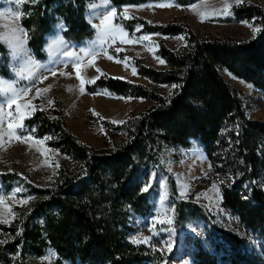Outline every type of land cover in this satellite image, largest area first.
<instances>
[{
    "label": "trees",
    "instance_id": "trees-1",
    "mask_svg": "<svg viewBox=\"0 0 264 264\" xmlns=\"http://www.w3.org/2000/svg\"><path fill=\"white\" fill-rule=\"evenodd\" d=\"M95 0H39L27 8L22 24L28 32L29 48L39 61L46 60V37L59 21L70 43L92 40L95 29L86 19L88 4ZM202 0H109L112 6H140L169 2L179 7ZM227 23H252L262 30L250 39L201 37L176 23L151 24L138 17L117 22L132 36H183L184 45L171 50L159 48L167 68L158 70L136 62L138 73L152 84L167 88L153 90L143 84L103 76L86 87L89 93L107 90L116 96L142 99L146 110L114 127L122 141L111 149L95 151L69 132L59 117L37 112L25 126L36 138H50L48 145L67 156L72 168L58 171L55 186L27 185L34 202L22 217L0 234V264H35L33 259L54 251L51 264H173L159 251L136 245L130 236L137 232L134 216L153 214L159 185L142 188L154 177H169L166 152L190 147L203 148L213 172L220 177L222 204L238 216L244 227L261 241L260 251L233 233L217 230L215 254L198 250L188 255L193 264H264V122L249 119L241 95L222 76L227 71L264 91V8L242 3L232 8ZM7 49L0 43L1 74L6 71ZM177 87L173 88L172 86ZM0 194L13 189L11 174L0 177ZM172 196L178 194L170 181ZM194 221L212 224V217L197 203H175L173 227L183 232ZM20 233L17 235V233Z\"/></svg>",
    "mask_w": 264,
    "mask_h": 264
},
{
    "label": "rangeland",
    "instance_id": "rangeland-1",
    "mask_svg": "<svg viewBox=\"0 0 264 264\" xmlns=\"http://www.w3.org/2000/svg\"><path fill=\"white\" fill-rule=\"evenodd\" d=\"M38 1L35 0V3L25 2L18 6L15 0H0V43L8 51L5 68L9 75L5 77L0 72V78L6 81H15L20 89L31 87L32 82L27 79L17 80L14 67L22 66L23 61L13 60L9 55L8 47L3 41L10 38L11 31L15 26H22L25 29L22 20L30 15L27 8L31 7V10H33ZM224 2L225 0H202L187 7H179L170 3L171 7L164 8L157 5L169 2H158L117 8L112 6L109 0H107V6H105V0H95L88 4L85 15L89 24L96 31L94 38L80 44L68 42L63 36L66 26L61 20L55 26L53 33L45 39V52L47 55L45 61L37 60L30 50L27 32L26 48L30 56L41 66L36 74L48 76L42 83L37 81L35 88L43 89L47 87L50 89L47 93H43L42 97H37L35 88H33L28 96L24 98L23 102L31 100L32 105H35L37 109L29 118L37 112H44L51 118L59 117L64 127L74 134L81 143L91 149L98 151L115 147L122 141L124 136L121 132L116 131L114 127L127 122L146 110L149 103L142 99L116 96L107 90L89 93L86 91V87L99 78L107 76L143 84L159 92H166L167 88L152 84L142 77L138 73L136 62L139 61L145 66L164 70L167 65L158 54L160 46L165 45L171 50H177L185 43L183 36L168 37L160 35H149L150 40L141 42L140 37L130 35L117 22L123 18L138 17L151 24L176 23L185 25L201 37H218L222 39H250L255 37L257 33H253L252 27L256 26L252 23L225 22L230 15L225 16L220 11ZM227 3L231 5L230 13L234 6L242 3H252L264 8V0H240L239 3H237V0H227ZM193 8L196 9L195 12L192 10ZM113 9L117 13L113 23L127 34L125 39H132L136 42L122 43L118 39L111 46L105 45L106 52H100L95 46L97 25H99L103 15ZM197 12L204 15L203 22H201ZM14 13H22V15L17 18L11 15ZM58 41H63V43H57ZM53 45L56 46L53 47ZM85 48L97 51L94 63L91 65L88 63L90 58L82 55V49ZM116 49H120V51L117 52ZM67 53H75L80 57L81 77L85 83L81 84L80 80L76 78V73L72 68L75 61L69 58ZM108 56H112L113 59L109 60ZM117 60L121 62L117 63ZM161 60L164 63H160ZM1 68L2 66H0ZM48 69L55 70L56 75H51ZM133 69L135 74H133ZM61 73L65 74L61 75ZM222 76L241 95L247 117L264 122V91L236 78L227 71H222ZM90 80L93 82L89 83ZM81 87L84 89L83 93L80 91ZM48 100L53 101V104L49 105ZM2 102L3 97H0V103ZM40 107L45 110L40 111ZM14 110L15 105H13L11 111L14 112ZM5 111L9 110L5 108ZM27 119H25L24 125ZM3 127L4 129L7 128L6 121ZM22 134L35 137L26 126ZM35 139L43 140L44 143L34 144L32 141L21 143L13 139L0 148V177L11 174L15 178L13 189L9 192L3 190L0 196L10 197L17 187L23 189L13 199L5 200V206L12 209L14 216H8V222L0 223V225L9 226L15 223L17 219L22 217V213L29 210L35 196L29 194L26 188L27 185L38 188H52L55 186L58 171L61 168L73 167L70 158L48 145L49 139L36 137ZM164 159L169 177L151 178V185H159V196L153 201L152 215L133 217V224L138 227V230L130 236L131 242L134 240L142 241L147 238L146 243H133L159 251L165 259L173 251H177L173 257V264H193L188 255L195 253L199 245L211 254H215L214 237L217 230H224L238 235L247 241L250 249L256 248L257 251H260V239L244 227L238 216L223 206L222 199L218 198L213 191V185H216L220 196H222L220 188L222 180L213 172L211 164L198 142L193 141L191 146L187 148H172L166 152ZM57 164L59 167H56ZM172 180L178 190L175 199L172 196L170 185ZM165 191V202L162 205L160 197L165 194ZM182 192H184V195H181ZM24 200H27V203H21ZM182 201L197 203L204 207L212 217V224L194 221L183 232H176L173 227L175 203ZM2 212L3 207H0V213ZM158 218L171 219L172 223L170 225L157 223ZM7 240L8 237L1 233L0 241L5 243ZM56 258L55 252L51 250L46 257L33 259L32 262L42 264V261H48L51 264Z\"/></svg>",
    "mask_w": 264,
    "mask_h": 264
},
{
    "label": "snow or ice",
    "instance_id": "snow-or-ice-1",
    "mask_svg": "<svg viewBox=\"0 0 264 264\" xmlns=\"http://www.w3.org/2000/svg\"><path fill=\"white\" fill-rule=\"evenodd\" d=\"M17 5H22L25 2H31L35 3V0H15ZM240 0H237V3H239ZM105 6H107V0H105ZM158 7L164 8V7H171L172 5L170 3H161L157 5ZM231 5L227 3V0L223 3V8L221 13L225 16L230 15V9ZM194 12L196 11L195 8L192 9ZM17 18L22 15V13H14L11 14ZM117 13L116 11L110 10L107 13L103 15V17L100 19L99 25H97V40L95 42L96 48L99 49L100 52H106L105 45L111 46V44L116 43V41L119 39L122 43H133L136 42L132 39H125L126 33L123 32L121 28L116 26L113 23L114 17H116ZM197 15H199L201 22L204 21L205 17L203 14L197 12ZM62 27V26H61ZM262 29L257 27H252L253 33H258ZM151 37L149 36H142L139 38V40L142 41H148ZM5 45L9 49V55L12 57L15 61H23L22 66L20 67H14V71L16 73L17 80L19 79H27L32 82V86L24 89H20L17 87L15 81H6L3 78H0V97H3V102L0 103V148L4 146L5 143H10L13 139L21 142V143H28L29 141H32L34 144H43V140H37L35 137L28 135H23V129L25 127L24 121L25 119L29 118L30 115L33 114V112L36 109L35 105H32L31 100H28L27 102H23L24 98L28 96V93L35 88V83L38 81L40 83L43 82V80L47 79V75H37V71L41 67L38 62L35 61L34 58H32L29 54L28 49L26 48L27 44V31L23 29L22 26H15L12 31L10 38L3 41ZM57 43H63V41H58ZM56 45H53L55 47ZM116 51H120V49H116ZM68 57L73 59L75 62L72 64V68L74 69L76 73V78L80 80L81 84L85 83L84 79L81 77V63H80V57L77 56L75 53H67ZM82 55L84 57L90 58L88 63L91 65L94 63L95 56L97 55V51L89 48L82 49ZM109 60H112V56L107 57ZM117 63H120V60L116 61ZM160 63H164V61H160ZM48 71L51 73V75L55 76L56 71L53 69H48ZM99 71V69H97ZM65 73H61V75H64ZM133 74H135V70L133 69ZM89 83L93 81H88ZM173 88L177 87L176 85L172 86ZM50 89L49 88H35L36 96L42 97L43 93H47ZM81 93H83L84 89L81 87L80 89ZM47 103L49 105L53 104V101L48 100ZM13 105H15L14 112L11 111ZM5 108H7L9 111H5ZM40 111H44L45 109L43 107L39 108ZM7 122V128L4 129V123ZM115 123V122H114ZM7 138V139H5ZM50 139V138H46ZM39 151V149H37ZM56 167H59L57 164ZM154 178V176H153ZM220 183H223L221 181ZM166 189V184L164 185ZM149 187H151V183L145 184V186L142 188L143 192H147L149 190ZM23 189L20 187H17L15 191L12 193L10 197H3L0 196V207H3V212L0 213V223H7V217L8 216H14V213L11 208L5 206V200L6 199H13L16 197L17 193L22 192ZM213 191L216 193V196L220 199H222V196H220L219 189L216 185H213ZM181 195H184V192L181 193ZM165 194L160 197V202L163 205L165 202ZM21 203H27V200L22 201ZM157 223H167L171 224V219H157ZM20 233L18 232L17 235ZM4 241H0V243H3ZM134 243L138 242H147V238H144L142 241H133ZM42 264H49L48 261H42Z\"/></svg>",
    "mask_w": 264,
    "mask_h": 264
}]
</instances>
